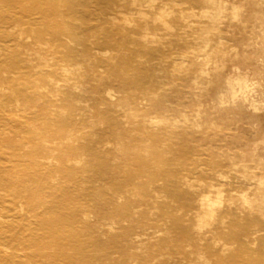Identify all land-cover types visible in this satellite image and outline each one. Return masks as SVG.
<instances>
[{"label": "rangeland", "instance_id": "obj_1", "mask_svg": "<svg viewBox=\"0 0 264 264\" xmlns=\"http://www.w3.org/2000/svg\"><path fill=\"white\" fill-rule=\"evenodd\" d=\"M101 1L103 0H51V2L48 0H0V14L7 17L5 21L0 18V139H3V137L4 139L12 138L18 142L11 148L1 144L0 156L3 163H8L7 160H10V156H18V158H26L30 161L27 152L32 151L31 146H28L31 139L37 138L40 141L44 139L47 141L46 146L52 140L51 132H48L52 130L45 129L46 123L43 121L42 116H36L32 121L28 120L24 106L16 99L17 96L13 95L14 93L12 94V90L18 89L23 84L16 69L18 57L25 60V62L34 61L36 63H43L45 59L49 62V65L44 66L43 69L50 74V78H47L50 82H57L59 86L65 85L71 89L75 87L77 90L86 91L90 87L86 70L84 68L79 69L78 64L76 65L77 68L74 69L73 65L63 63L62 56L66 55L63 48H56L58 51L52 58L46 53L52 32L66 30V27L71 26V28L74 27L81 33L83 28H87L84 30L85 34L92 32L91 34L100 35L99 38H104L107 35L112 38L125 37L123 41L116 42L112 52H107V55L110 53L109 55L113 56L111 63L115 66L119 63L120 56L133 51L138 44L140 38L137 35L128 37V34L134 27H138L139 16L136 14L131 15L128 23L121 21V14L119 13H116V16L110 19L111 23L94 19L91 12L93 8L103 5ZM167 1L170 0H154L153 12L161 4L170 5ZM174 1L179 3L178 8L180 11L177 15L185 19L187 28H191L186 31L179 30L181 34H179L181 37L179 42L187 43L181 52V54L187 56L186 61L178 63L172 61L175 58V53H171L173 50L169 47L167 40L174 37L169 33H165L168 27H165L162 22H157L158 31L157 29H155L156 31L150 29L147 37L151 39L155 36V40L148 44L165 50L162 60L165 62L164 65L167 64L164 70L171 71H169L171 77L162 80L160 87L162 89H158L157 92H165V94H173V96L179 95V98L165 100V107L162 106V109L156 110L155 108H158L156 107L157 103H152L148 99L136 98V95L131 93L136 82L133 79H127L131 82L129 83L131 87L116 92L113 101H110L114 105L116 104L115 108L119 111L118 113L108 114L105 110L101 111L103 109L101 103L83 102V104H88L89 107L79 116V120L88 121L90 116H99L103 117V121L99 127L89 126L83 127L78 132L74 131L75 134H78L74 140L77 139L80 143L85 144L87 142L92 143L100 140L103 135L113 132L116 135L117 132L123 129L127 130L130 127L131 134L135 136L132 141H137L136 143L131 141V143L136 144L134 146L137 150L139 149V154L145 160L146 169H143V181L148 184L150 179H154L157 184L156 187L159 188L153 194V198L176 207L175 210L168 213L169 215H176L178 218L184 215L183 208L175 205L177 204L175 196H177V191L181 187L189 188V191H191L192 185L201 186L204 189L201 191V198L210 202L209 207L212 210L210 214L214 217L217 216V220H211L209 223L200 226V228L191 227L194 228L193 230L197 229L199 231H208L211 228L209 238L207 240L197 239L198 243L196 244L200 245L199 247L190 243L175 246L167 245L166 241L164 243L157 241L153 245H147L140 250L143 256H140V258L142 257L140 260L136 259L138 264H149V261L152 262L150 264L155 262V264H158L166 256L169 257L168 260H172L174 263L180 260L179 264H184V261L187 262L188 260L189 262L194 258L196 260L198 253L201 252L203 256L214 259L215 255L207 252V245L218 248L221 243H224L223 240L228 242L227 246L233 248L232 252L227 253L225 256L227 261L235 259L239 262V260L254 259L255 264H262L256 259L264 258V198L262 197L264 196V0ZM83 3H86V5ZM148 4L151 3L148 2ZM74 5H76L77 12L68 11L67 15L60 16L62 12H66ZM152 16L153 13H150L148 18H152ZM169 16L168 23L170 24L172 21L171 16ZM120 25L124 27H120ZM153 31L159 32L158 34L163 36L159 37L160 35L157 34V37ZM151 33H154V36ZM70 34L73 36L72 33ZM166 35H169L170 38H167ZM161 43L166 44L163 46ZM191 46H194V48L191 49ZM198 46H201L202 49ZM72 52L75 54L71 56L76 60H81L82 56L85 55L83 52L73 49ZM193 56L195 58L190 61L188 57ZM136 57L139 61L143 60L140 55ZM101 64L102 67H99L98 70L99 74H108L111 67L109 69L104 63ZM58 66H60L59 69H57ZM77 69L79 71L76 72ZM132 71V68L125 71L127 73L125 76L130 75ZM246 75L248 77H246L247 81L245 80L246 86H243L244 89H239L238 78L243 79ZM123 79L126 80V78ZM228 79H233L231 84L237 94L236 100L232 99L229 92ZM173 85H176V87ZM40 88L42 89L41 92H49L43 86ZM121 97L125 98V102L119 99ZM37 103L40 105L39 102ZM127 107L130 109H127ZM138 114L143 117L146 123L145 126L129 125L128 121H131L132 117ZM158 119L164 121H160L159 124ZM30 123L34 126H29ZM140 138L149 139V143L152 142L151 144L159 139L156 146L162 148L163 151L151 154L149 147H147L149 143L141 142ZM101 141H103L102 146L98 148V151L89 152V149L87 150L86 159L99 153L110 162L113 171L118 172L125 168L138 171V159H130L127 163L125 161L122 163L123 159L119 157L120 153L116 149L123 148L127 150L126 146L132 148L130 144L119 139H106L104 136ZM24 144L27 145L23 146ZM184 146L188 147L189 156L180 160V162L172 158L176 154L175 150L182 151ZM43 148L45 147L40 145L35 149L40 153ZM146 148L147 152L144 150ZM114 149L116 150L112 152ZM49 152L53 153L54 156L56 155L53 150ZM165 159H169L168 163H164L165 167L156 165L157 162L165 161ZM39 161L44 165H51V167H57L58 164L54 158L39 159ZM67 166L78 172L72 177L74 180L78 178L80 181H84L82 184L73 181V189L81 188V185L91 184L90 181H87L90 178V170L87 165H73L71 163ZM180 167L193 170L195 168L198 173L194 174L191 171L187 173V169L183 168L182 171L186 175H182L181 170H179ZM23 169L24 166L21 171ZM218 170L223 172V176L211 179L219 180L216 187L220 191H216L207 182L210 179L209 177L213 176ZM117 176L119 175L110 177H114L116 181L120 178V176L119 178ZM167 177L172 178L168 184H166ZM52 179L51 177L50 180ZM106 179L108 180L109 177ZM95 182L96 185L100 186L99 182L101 180ZM248 184L253 185L249 188ZM166 187L174 188V191L167 190ZM233 187L236 192L230 190ZM246 188H249V190H246ZM141 194L145 195L146 192L141 189ZM244 199L248 202L244 203ZM76 200L77 202L69 204L70 208H74L76 205L85 206L88 218L95 220L96 215L89 208L94 202L93 199L78 197ZM199 200L197 203L201 202ZM119 201L122 202V198ZM194 202L196 203V201L187 199L186 205L189 206V203ZM230 208L241 212L246 216L245 218L254 219L246 231L241 228L238 222H228L229 217H232ZM68 209L67 205L65 210ZM199 210V214L194 211L193 215L189 213L185 215L188 216L186 217L188 220L191 218L189 223L203 218L202 216L208 212L207 208ZM155 212L157 211L154 210L153 213ZM153 213L150 216L153 218L151 222L154 223H150V228L154 229L160 226L165 227L166 230L167 222L165 223V220L157 215L158 212L155 215ZM209 216V213H207L206 217ZM154 217L161 219V221L157 219L161 223L158 221L155 223L156 219ZM221 219L225 221V226L220 221ZM78 222L80 221L77 220L65 229L74 231L82 224V221ZM216 226H219V230L212 232ZM235 227L241 232H246L244 235L250 237V239H247V243L239 244L236 240L230 239L231 230ZM251 229H253V232ZM18 252L22 255L25 250L21 248ZM185 253H189V255ZM158 254L161 257H158ZM114 256L118 257V254L114 253ZM154 256L157 257L154 258ZM146 258H149L147 259L149 261ZM183 258L186 260H183ZM16 260L21 263H29L24 258ZM186 262L185 264H189ZM191 264L212 263L198 259L197 262H191Z\"/></svg>", "mask_w": 264, "mask_h": 264}, {"label": "bare ground", "instance_id": "obj_2", "mask_svg": "<svg viewBox=\"0 0 264 264\" xmlns=\"http://www.w3.org/2000/svg\"><path fill=\"white\" fill-rule=\"evenodd\" d=\"M48 1L51 2V0ZM101 2H103V5L93 8L91 12L94 15V19L111 23L110 19L116 16V13H119L121 14V21L128 23L131 15L136 14L139 16L140 23L138 22V27H134L128 34V37H135L137 35L140 38L138 39V44L133 51L126 52L120 56L118 59L119 63L116 66L111 63L113 56H110V53L107 55V52H112L116 46V42L123 41L125 37L112 38L110 35H107L104 38H99L101 37L100 35L91 34L92 32L85 34L84 30L87 28H83L82 33L81 31L78 32L74 27L71 28V26L66 27V30L52 32L50 44L46 50L48 56L52 58L58 51L56 48H63L66 51V55L62 56L63 63L73 65L74 69L77 68L76 65L78 64L79 69L84 68L86 70L90 85L88 90L81 91L75 89V87L71 89L65 85L59 86L57 82H50L47 79L50 78V74L43 69L44 66L49 65V62L45 59L43 63H36L34 61L25 62V60L19 57L16 60L18 76L21 78V83L23 84L18 89L12 90V94L14 93L13 95L17 96L16 99L24 106L23 108L26 110V118L28 120L32 121L36 116H42L43 121L46 123L45 129L52 130L48 131L51 132L52 140L46 146L47 141L44 139L42 141L37 138L31 139L28 146H31L32 151L27 152L30 161L26 160V158L22 159L18 158V156H10V160H7L8 163L5 164L1 161L0 156V264H138L136 259L138 258L140 260L142 258L140 256H143L140 250L144 249L143 247L147 245H153L157 241H162L163 243L166 241L167 245L175 246L190 243L199 247L200 245L196 244L198 243L197 239L207 240L211 233V228L208 231H199L197 229L193 230L194 228L191 226L200 228V226L207 224V222L209 223L211 220H217V216L214 217L210 214L212 211L209 207L210 202L201 198V191L204 190L201 186L196 187L192 185L191 191H189V188L181 187L177 191V196H175L177 204L175 205L183 208L184 215L181 218L168 214L175 210L176 207H172L173 205H167L166 202H161V200L158 201L156 198H153V194L156 193L159 187H156L157 184L154 179H150L148 184H145L143 181V169H146L144 164L145 160L139 154V149L137 150L134 146L136 144H132L137 141H132V138L135 136L131 134L130 127L127 130L123 129L117 132L116 135L113 132L103 136L106 139H119L130 144L132 148L126 146L128 148L127 150L123 148L116 149L120 153L119 157L123 159L121 161L122 163L124 161L127 163L130 159H138V171L132 168H125L118 172L113 171L110 162L101 156V154L99 155V153L93 154L86 159L85 155L88 149L89 152H93V150L98 151V148L102 146L103 141L101 140L103 136L100 137L101 139L99 138L100 140L92 143L87 142L86 144L83 142L80 143L77 139L74 140L75 136L78 135L74 131L78 132L83 127L89 126L93 128L99 127L103 121V117L99 116H90L88 121H84L83 119L79 120V116L89 107L88 104H83V102L91 104L101 103L103 108L101 111L105 110L108 114L118 113L119 111L115 108L116 104L114 105L110 101L114 98L116 92L131 87L129 84L131 82L127 79H133L136 82L135 87H132L131 93L136 95V98L148 99L152 103H157L156 107L158 108H155L156 110L162 109V106L165 107V100L179 98V95L173 96V94L169 95L165 94V92H157L158 89H162L160 88L162 80L166 79V77H171V74H169L170 70H164L167 64L164 65L165 62L162 60L165 50L154 45H149V42L155 40L154 33L156 36L159 33L153 31L154 33L151 34L154 37L151 39L147 37L150 29H157L158 31L159 27L156 25L157 22H162L165 27L167 26L168 28H165V33H169L174 37L170 38L168 37L169 35H166L167 38H170L168 40L163 37L170 45L167 46L172 48L173 51L171 53H175V58L172 61L178 63L184 62L187 59L186 55L181 54L182 49L187 43L183 44L179 42L181 40L179 34L181 30L186 31L191 28H187L185 19L177 15L180 11L177 1H167L170 5L161 4L155 12H153L154 0H103ZM148 2L151 4H148ZM53 9L55 10V8ZM68 11L77 12L76 5L59 15L63 17L68 14ZM150 13H153L152 18H148ZM169 15L172 21L170 24L168 23L170 19L168 18ZM0 18L4 21L7 20L5 15L0 14ZM120 27L124 26L120 25ZM161 36L163 35L159 37ZM192 48L194 46H191ZM72 49L83 52L85 55L82 54L81 60L73 59L71 55L75 53L72 52ZM194 50L196 51V49ZM138 55L142 56L143 60L139 61L136 57ZM192 58L195 57H188L190 61ZM101 63H104L109 69L111 67L108 74H99L98 70L99 67H102ZM131 68L134 72L132 71L130 75L125 76L127 74L125 71ZM77 71L79 70L77 69ZM246 77L247 75L244 77L245 79L238 78L239 89L245 88L243 86L246 84ZM123 78H126V80ZM232 80L228 79L229 92L231 93L232 99L236 100L237 94L231 84ZM42 86L47 88L49 92H41L42 89L40 87ZM173 86L176 87V85ZM119 99L125 102V98L121 97ZM127 109L130 108L127 107ZM131 117L129 118L131 119ZM160 121L163 122L164 120L158 119L159 124L161 123ZM128 123L131 126L135 124L145 126L146 124L143 117L139 116V114L133 116L132 120L128 121ZM30 124L29 126H34L32 123ZM140 141L150 142L149 139L145 140L143 138H140ZM158 141L159 139L153 141L155 142L154 144H151V142L147 145L151 154L163 151L162 148L156 146ZM17 143V140L12 138L4 139L3 137V139H0V147L1 144H4L11 148ZM25 145L27 144L23 146ZM40 145H43L45 148L39 153L35 148ZM140 145L142 144L140 143ZM116 149L112 150V152ZM50 150L55 151L56 155L54 156L53 153L49 152ZM144 150L147 152V148ZM188 150L187 146H184L182 151L176 149V154L172 158L180 162V160L189 156ZM49 158H54L57 161V167H51V165L48 166L47 164L44 165L39 161V159L45 160ZM168 160L165 159V161L157 162L156 165L165 167L164 163H168ZM71 163L73 165L84 164L89 167L90 178L87 181H90L91 184L81 185V188L77 187V189H73V181L77 184H82L84 181H80L78 178L75 180L72 178L78 172L73 171L71 167L67 166L71 165ZM23 166L24 169L21 171ZM183 168L187 169V167ZM183 168L180 167L179 170H181L182 175H186L182 171ZM189 171L194 174L198 173V170L195 168L194 170L189 168L186 172L188 173ZM222 174L223 172L218 170L207 180L208 185L214 187L216 191H220L216 187L219 180L215 181L211 178L217 179L223 176ZM112 175H119L120 178L117 176L119 179L115 181L114 177L116 176L110 177ZM51 177L53 178L52 180H50ZM107 177H109L108 180L106 179ZM167 179L166 184L172 178L167 177ZM96 180H101L99 182L100 186L95 184ZM248 186L249 188L251 187L250 184ZM166 188L167 190L174 191V188ZM249 188H246V190H249ZM141 189L146 192L145 195L141 194ZM233 189L234 187L230 190ZM78 197L93 199L94 202L89 208L95 213V220L88 218L89 216L84 208L85 206L76 205L74 208H70L69 204L77 202L76 198ZM262 197L264 198V196ZM120 198H122V202L119 201ZM187 199L196 201V203H189V206H187ZM198 200L201 202L197 203ZM245 202L248 201L244 199ZM67 205L69 209L65 210ZM206 208L207 213L210 215L209 217H206V213L202 216L203 218L194 219L196 220L195 222L192 221V223H189L191 218L188 220L186 218L188 216L185 215L188 213L193 215L194 211L199 214V209L204 210ZM177 209L179 208L177 207ZM230 209L232 210V217H229L228 222H238L241 228L246 231L254 219L250 217V219L248 217L245 218L246 216L241 214V212L233 208ZM154 210L158 212V214L155 212L157 215H160L165 220V223L167 222L166 230L165 227L163 228L159 225V227L157 226L158 228H150L151 220L153 221L150 215H152L151 213ZM155 219L156 223L159 218L157 217ZM222 219L220 221L225 226V221ZM77 220L82 221V224L74 231L65 229ZM159 220L161 221V219ZM165 223L164 225H166ZM218 230L219 226H216L212 232ZM231 231L230 239L236 240L239 244H245L248 242L247 239H250V237L244 235L246 232H241L237 227L232 228ZM223 241L224 243H221L218 248L207 245V252L215 255L214 259L203 256L201 252L198 253L196 260L194 258L189 260V262L187 260V262L191 264V262H197L199 259L204 262L209 261L212 264H255L254 259L239 260V262L238 260L235 261V259L227 261L225 256L227 253L232 252L233 248L232 246H227L228 242ZM21 248L25 250L22 255L18 252ZM114 253H117L118 257H115ZM160 254L157 256L161 257L162 254L159 256ZM175 254L177 253L175 252ZM186 255H189V253ZM157 256H154V258ZM166 257L164 259L162 258L163 260L158 264H179L181 262L179 260V262L174 263L172 260H168L169 257ZM19 258H24L29 263H21L16 260ZM183 260L186 259L183 258ZM256 260L264 264V258H257ZM78 261L79 263H77ZM150 263L152 262L149 261Z\"/></svg>", "mask_w": 264, "mask_h": 264}]
</instances>
